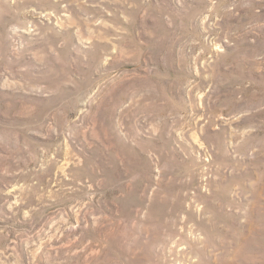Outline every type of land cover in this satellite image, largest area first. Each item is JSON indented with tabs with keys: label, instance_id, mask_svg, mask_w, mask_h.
Here are the masks:
<instances>
[{
	"label": "rangeland",
	"instance_id": "obj_1",
	"mask_svg": "<svg viewBox=\"0 0 264 264\" xmlns=\"http://www.w3.org/2000/svg\"><path fill=\"white\" fill-rule=\"evenodd\" d=\"M0 264H264V0H0Z\"/></svg>",
	"mask_w": 264,
	"mask_h": 264
}]
</instances>
